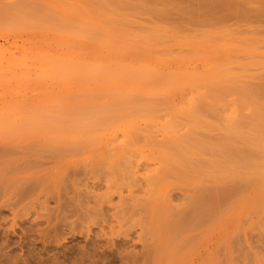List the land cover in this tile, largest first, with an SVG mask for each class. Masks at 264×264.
Wrapping results in <instances>:
<instances>
[{
    "label": "rangeland",
    "instance_id": "obj_1",
    "mask_svg": "<svg viewBox=\"0 0 264 264\" xmlns=\"http://www.w3.org/2000/svg\"><path fill=\"white\" fill-rule=\"evenodd\" d=\"M196 2L0 0V264H264V0Z\"/></svg>",
    "mask_w": 264,
    "mask_h": 264
},
{
    "label": "bare ground",
    "instance_id": "obj_2",
    "mask_svg": "<svg viewBox=\"0 0 264 264\" xmlns=\"http://www.w3.org/2000/svg\"><path fill=\"white\" fill-rule=\"evenodd\" d=\"M197 1H198V2H196V3H201V4H203V3L205 2L204 4H207L206 6H207L208 8H209V6H208L209 3L211 4V2H209L210 0L208 1L209 3L207 2V0H204V2L202 1L203 3H202L200 0H197ZM199 1H200V2H199ZM213 1L215 2L216 0H213ZM219 1H220V0H219ZM256 1H258V0H256ZM260 1H261V0H260ZM214 2H212V3H214ZM224 2H226V1L224 0ZM224 2H223L222 4H220V5H225ZM227 2H228V0H227ZM227 2H226V3H227ZM229 2H230V1H229ZM235 2H236V1H235ZM262 2H263V1H262ZM230 3H231V2H230ZM247 3H248V1H247ZM254 3H255V2H254ZM216 4H218V2H217ZM192 5H194V4H192ZM196 5H197V4H196ZM198 5H200V4H198ZM226 5H229V4L227 3ZM194 6H195V5H194ZM204 6H205V5H204ZM254 6H256V7H255L256 9H255V8H254V9L257 10V8H258L257 4H254L253 7H254ZM259 6H260V5H259ZM261 6H262V5H261ZM201 7H202V6H201ZM251 7H252V6H251ZM194 8H197V6L194 7ZM199 8H200V7H199ZM199 8H198V9H199ZM202 8H203V7H202ZM204 8H206V7H204ZM211 8H212V7H210L209 9H211ZM243 8H244V7H243ZM213 9H214V8H213ZM240 9H241V8H240ZM240 9H239V10H240ZM249 9H250V8H249ZM251 9H252V8H251ZM263 9H264V8H263ZM263 9H262V11L264 12ZM193 10H194V9H193ZM193 10L190 9L191 12H192ZM206 10H208V9H206ZM239 10H238V11H239ZM252 10H253V9H252ZM260 10H261V9H260ZM209 11H212V10H209ZM243 11H244V10H243ZM193 12H194V11H193ZM213 12H214V11H213ZM241 12H242V11H241ZM257 12H258V11H257ZM257 12H256L255 15H258ZM201 13H202V12H201ZM207 13H209V12L207 11ZM236 13H237V11H236ZM238 13H239V12H238ZM258 13L261 14L260 12H258ZM244 14H245V12H244ZM244 14H243V16H244ZM262 14H264V13H262ZM234 16H235V13H234ZM252 16L254 17V15H252ZM232 18H233V17H232ZM235 18H236V16H235ZM241 18H242V17H241ZM256 18H257V16H256ZM259 19H260V18H258L257 20H259ZM23 60H25V59L23 58ZM32 61H33V60H32ZM20 64H21V63H20ZM22 64H23L24 66H27V65H25L24 63H22ZM22 64H21V65H22ZM23 65H22V66H23ZM37 66H38V65H37ZM27 67H29V66H27ZM39 67H40V66H39ZM29 68H31V66H30ZM40 68H41V67H40ZM25 69H26V68H25ZM41 69L45 70V68H44L43 66H42ZM41 69H40V70H41ZM46 69H48V68H46ZM26 70H27V69H26ZM45 71H46V70H45ZM44 74H45V72H44ZM46 74H47V73H46ZM47 75H48V74H47ZM42 77H43V75H42ZM22 78H23V77H22ZM46 78H47V77H46ZM43 79H44V78H43ZM262 126H263V125H262ZM262 130H263V129H262ZM263 131H264V130H263ZM115 133H116V132H115ZM113 135H114V134H113ZM260 135H261V134H260ZM116 136H117V135H115V137H116ZM237 136H238V135H237ZM256 136H257V135H256ZM239 138H240V136H239ZM242 138H243V137H242ZM233 140H235V139H233ZM241 140H242V139H241ZM244 140H245V139H244ZM248 140H249V139H248ZM250 140H251V139H250ZM258 141H259V139H258ZM230 142H231V141H230ZM230 142H229V143H230ZM248 142H249V141H248ZM248 142H247V143H248ZM260 142H261V139H260ZM260 142H259V143H260ZM229 143H228V144H229ZM232 143H234V142H232ZM244 143H245V142H244ZM263 143H264V140H263ZM263 143H261V144H263ZM226 144H227V143H226ZM228 144H227V145H228ZM230 144H231V143H230ZM230 144H229V145H230ZM261 144H260L259 147H263V146H264V145H261ZM234 145H235V144H234ZM257 145H258V143H257ZM234 147H235V146H234ZM237 147H239V146H237ZM224 148H225V147H223L222 152H221V151L219 152V150H218V152H219V153H223ZM227 148H229V147H227ZM257 148H258V146H257ZM236 149H237V148H236ZM230 150H231V149H230ZM237 150H238V149H237ZM258 150H259V149H258ZM261 150H262V148H261ZM225 151H226V150H225ZM225 151H224V152H225ZM239 151H241V150H239ZM250 151H251V150H250ZM262 151H264V147H263V150H262ZM229 152H231V153L234 154V151L232 152V151H229V150H228V153H229ZM237 152H238V151H237ZM228 153H227V154H228ZM235 153H236V152H235ZM251 153H252V152H251ZM251 153H250V154L248 153V154L250 155V158H252V157L255 155L254 153H252V154H254V155L251 157ZM263 153H264V152H263ZM263 153H262V154H263ZM225 155H226V154H225ZM228 155H229V154H228ZM230 155H231V154H230ZM238 155H239V154H238ZM241 155H242V154H241ZM241 155H239V156L241 157ZM246 155H247V153H246ZM249 155H248V156H249ZM257 155H258V154H257ZM259 155H260V154H259ZM235 156H236V155H234L233 158H234ZM239 156H238V157H239ZM236 157H237V156H236ZM238 157H237V159H238ZM263 157H264V155H263ZM243 158H244V157H243ZM239 159H240V158H239ZM260 159H261V158H260ZM226 160H227V158H226ZM232 160H233V159H232ZM232 160H231V161H232ZM234 160H235V159H234ZM253 160H254V159H253ZM227 161H228V160H227ZM256 161H259V160H256ZM228 162H229V161H228ZM232 162H233V161H232ZM235 162H236V160H235ZM241 163H242V162H241ZM254 163H256V162H254ZM262 163H263V162H262ZM229 164H230V163H229ZM263 164H264V163H263ZM250 166L253 167L252 165H250ZM259 166H261V165H259ZM219 167H220V166H219ZM263 167H264V165H263ZM249 168H250V167H249ZM260 168H261V167H260ZM260 168H258L259 170L257 169L258 172L261 171ZM237 169H238V167H237ZM238 170H239V169H238ZM254 170H255V168H252V169L250 170V174H251V176H253L251 172H253ZM257 171H256V172H257ZM254 172H255V171H254ZM230 173H231V172H230ZM246 173H247V172H246ZM261 173H262V172H260L259 174H261ZM263 173H264V172H263ZM233 174H235V173H233ZM237 174H238V172H237ZM237 174H236V175H237ZM247 174H248V173H247ZM247 174H246V175H247ZM250 174H249L248 178L250 177ZM257 174H258V173H257ZM257 174L254 173V175H257ZM246 175H245V177H246ZM238 176H239V175H238ZM238 176H237V177H238ZM243 177H244V176H243ZM253 177H254V176H253ZM253 177H252V178H253ZM261 177H262V176H261ZM261 177H260V179H261ZM233 178H234V177H233ZM241 178H242V177H241ZM248 178H247V179H248ZM254 178L256 179V177H254ZM257 178H258V177H257ZM227 179H228V178H227ZM245 179H246V178H245ZM249 179H250V178H249ZM249 179H248V180H249ZM258 179H259V178H258ZM250 180H251V179H250ZM252 180H253V179H252ZM256 180H257V179H256ZM217 181H218V179H217ZM243 182H244V180H243ZM246 182H247V180H246ZM260 182H261V181H260ZM219 183H220V185L222 184V182H220V181H219ZM223 183H225V182H223ZM237 183H238V181H237ZM239 183H240V182H239ZM239 183H238V184H239ZM256 183H257V182H256ZM256 183H255V184H256ZM261 183H262V182H261ZM245 184H246V183H245ZM258 184H259V183H258ZM258 184H256V185H258ZM226 185L228 186V181H227ZM229 185H231V182H229ZM260 185H261V184H260ZM214 186H216V185H214ZM214 186H213V187H214ZM244 186H245V185H244ZM224 187H225V185H224ZM230 187H231V186H230ZM232 187H233V185H232ZM242 187H243V186H242ZM251 187H253V186H251ZM219 188H220V187H219ZM227 188H228V187H227ZM234 188H235V187H234ZM234 188H232V189H234ZM258 188H259V187H258ZM258 188H257V189H258ZM217 189H218V188H217ZM236 189L238 190V188H236ZM244 189H245V188H244ZM254 189H255V188H254ZM215 190H216V189H215ZM261 190H262V189H261ZM230 191H231V190H230ZM234 191H236V190L234 189ZM210 192H211V191H210ZM223 192H225V190H224ZM233 193H235V192H232V194H233ZM257 193H258V192H256V194H257ZM207 194H208V193H207ZM220 194H221V193H220ZM232 194H231V195H232ZM202 195H203V197H204V193H203ZM210 195H211V194H210ZM258 195H259V194H258ZM217 197H219V196H217ZM224 197H225V196H224ZM224 197H222V198H224ZM227 197H228V196H227ZM248 197H249V195H248ZM207 198H209V197H207ZM213 198H216V197H214V195H213ZM217 199H218V198H217ZM224 199H225V198H224ZM226 199H227V198H226ZM240 199H241V198H240ZM212 200H213V199H212ZM222 200H223V199H222ZM222 200H218V201H222ZM210 201H211V200H210ZM239 201H240V200H239ZM204 202H205V201H204ZM204 202H203V203H204ZM212 203H215V201H212ZM221 203H222V202H221ZM225 203H226V202H225ZM236 203H237V202H236ZM238 203H239V202H238ZM205 204H206V203H205ZM210 204H211V203H210ZM216 204H217V202L215 203V205H216ZM222 205H223V204H222ZM222 205H221V206H222ZM207 206H208V205H207ZM211 207H212V204H211ZM211 207H210V208H211ZM216 207H217V206H216ZM200 208H201V207H200ZM259 208H260V207H259ZM197 209H198V208H197ZM215 209H216V208H215ZM215 209H214V210H215ZM195 210H196V209H195ZM199 210H200V209H199ZM196 211H197V210H196ZM206 211H207V210H206ZM206 211H205V212H206ZM208 211H209V209H208ZM215 211H216V210H215ZM199 212H200V211H199ZM201 212H202V211H201ZM201 212H200V213H201ZM194 213H195V212H194ZM211 213H212V212H211ZM203 214H204V216H205L206 213L203 212ZM211 215H213V214H211ZM214 215H216V214H214ZM194 216H196V218H197V217H199L200 215H198V213H197V214H194ZM201 216H202V217L200 218L201 220H199V218H198L199 222H197V223H200V222L205 218V217H203V215H201ZM202 218H203V219H202ZM203 221H204V220H203ZM177 224H178V223H177ZM172 226H173V225H172ZM166 227H167V226H166ZM176 232H178V231H176Z\"/></svg>",
    "mask_w": 264,
    "mask_h": 264
}]
</instances>
